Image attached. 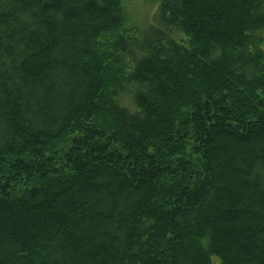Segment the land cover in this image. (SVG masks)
<instances>
[{
    "label": "trees",
    "instance_id": "1",
    "mask_svg": "<svg viewBox=\"0 0 264 264\" xmlns=\"http://www.w3.org/2000/svg\"><path fill=\"white\" fill-rule=\"evenodd\" d=\"M147 1L0 0V264H264V0Z\"/></svg>",
    "mask_w": 264,
    "mask_h": 264
},
{
    "label": "rangeland",
    "instance_id": "2",
    "mask_svg": "<svg viewBox=\"0 0 264 264\" xmlns=\"http://www.w3.org/2000/svg\"><path fill=\"white\" fill-rule=\"evenodd\" d=\"M129 7L133 11V16H135L139 22L140 21H145L149 15L152 13V11H155L156 7L158 6V2H154L152 5L149 3L147 0H129ZM140 24H142L140 22ZM263 36V44L262 48L264 50V30L262 32ZM211 262L212 264H220L219 260L217 257L212 256L211 257Z\"/></svg>",
    "mask_w": 264,
    "mask_h": 264
}]
</instances>
